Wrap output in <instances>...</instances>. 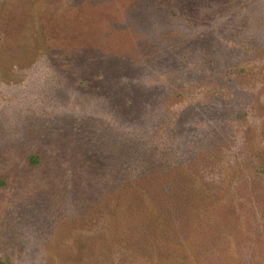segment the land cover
I'll return each mask as SVG.
<instances>
[{"label":"rangeland","instance_id":"rangeland-1","mask_svg":"<svg viewBox=\"0 0 264 264\" xmlns=\"http://www.w3.org/2000/svg\"><path fill=\"white\" fill-rule=\"evenodd\" d=\"M263 211L264 0H0L3 262L264 264Z\"/></svg>","mask_w":264,"mask_h":264},{"label":"trees","instance_id":"trees-1","mask_svg":"<svg viewBox=\"0 0 264 264\" xmlns=\"http://www.w3.org/2000/svg\"><path fill=\"white\" fill-rule=\"evenodd\" d=\"M196 186L199 188L200 184L197 183V180H196ZM263 214H264V211H263ZM0 264H6L5 262H3L1 259H0Z\"/></svg>","mask_w":264,"mask_h":264}]
</instances>
